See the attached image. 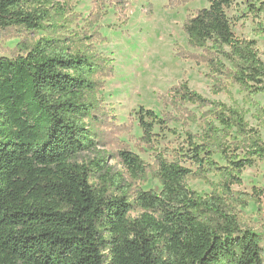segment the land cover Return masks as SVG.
<instances>
[{
  "label": "trees",
  "instance_id": "obj_1",
  "mask_svg": "<svg viewBox=\"0 0 264 264\" xmlns=\"http://www.w3.org/2000/svg\"><path fill=\"white\" fill-rule=\"evenodd\" d=\"M95 1L89 28L106 14L105 1ZM242 1L256 20V35L264 37V0ZM206 2L182 26L188 47L201 53L180 48L178 56L205 64L213 81L222 77L247 97L264 98L257 41L233 33L226 14L232 0ZM124 5L115 0L114 10L122 13ZM78 18L59 0H0V38L45 35L23 39L12 56L0 57V264H264V230L244 226L239 216L251 202L260 212L263 192L233 190L244 170L264 162V141L242 110L182 83L171 88L166 104L207 109L182 119L184 127L201 129L183 132L180 152L189 167L157 152L150 165L125 147L101 150L109 137L98 94L111 76V60L92 50L101 39L98 28L88 44L70 46L68 25ZM253 108L264 117V106ZM135 118L150 150L155 126L181 122L142 107ZM209 175L219 182L213 185ZM149 177L159 192L143 190ZM189 180L209 184L212 192L199 195Z\"/></svg>",
  "mask_w": 264,
  "mask_h": 264
},
{
  "label": "rangeland",
  "instance_id": "obj_2",
  "mask_svg": "<svg viewBox=\"0 0 264 264\" xmlns=\"http://www.w3.org/2000/svg\"><path fill=\"white\" fill-rule=\"evenodd\" d=\"M106 14L94 25L88 27V17L94 9L95 0H59L67 3L71 14L79 16L68 25L66 32L71 47H79L87 43V38L95 28L101 39L93 43V51L111 61L107 65L112 69L111 76L105 79L104 87L98 98L103 103L105 130L109 137L107 147L100 149L116 150L128 148L138 155L145 163L153 165L154 153H162L168 161L180 160L182 165L189 163L182 159L180 148L185 140L184 130L200 134L198 124L182 125V119L191 112L200 117L207 109L196 105H178L177 108L166 104L171 88L186 83L188 88L202 97L222 102L233 108L242 110L249 126L257 131L264 141V117L257 115L253 104L264 106L261 95L249 98L239 87L230 81L217 77V81L209 78L210 72L205 64H197L190 59L178 56V49L200 54L201 50H192L187 45V38L182 31L185 19L198 10L208 7L206 0H191L185 3H172L171 0H124L122 13L114 10L115 0H104ZM236 37L257 41V49L264 60V37L255 33L256 20L247 15L242 0H232L226 11ZM2 35L0 38V57L12 56V50L21 40L32 43L45 36L38 34H21L18 36ZM93 39V37H90ZM217 91V92H216ZM166 104V105H165ZM145 108L161 115L167 112L181 122H172L167 129L155 126L153 134L154 150L142 144V132L135 118L139 108ZM186 128V129H185ZM176 132L173 134V132ZM109 165L116 171L121 166L108 159ZM242 184L233 190L251 193L252 189L262 190L260 197L261 211L254 203L240 209V219L244 226L255 231L264 230V162L241 173ZM208 180L216 185L217 175H209ZM187 187L201 196L212 192V187L201 180L187 181ZM143 190L160 191L156 180L148 178Z\"/></svg>",
  "mask_w": 264,
  "mask_h": 264
}]
</instances>
